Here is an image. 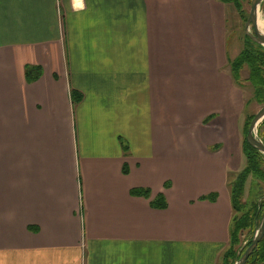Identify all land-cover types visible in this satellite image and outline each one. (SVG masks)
Listing matches in <instances>:
<instances>
[{
	"label": "crops",
	"instance_id": "1",
	"mask_svg": "<svg viewBox=\"0 0 264 264\" xmlns=\"http://www.w3.org/2000/svg\"><path fill=\"white\" fill-rule=\"evenodd\" d=\"M218 1L0 0V264H221L249 114Z\"/></svg>",
	"mask_w": 264,
	"mask_h": 264
},
{
	"label": "trees",
	"instance_id": "2",
	"mask_svg": "<svg viewBox=\"0 0 264 264\" xmlns=\"http://www.w3.org/2000/svg\"><path fill=\"white\" fill-rule=\"evenodd\" d=\"M219 1L223 3L233 2L239 14L243 15L244 22L246 21L242 3H239L240 1ZM230 62L231 75L237 85L241 84L242 68L247 67L248 76L246 77V81L253 88V99L257 104L264 105V47L243 35V46L239 54ZM37 70L40 71L39 68L33 70L35 79L39 75ZM27 71L28 76H30L32 70L27 68ZM76 95L74 93L73 100L78 102L80 95ZM253 117V114L247 115L244 121L242 140V152L245 158L244 165L238 172L231 173L228 177L232 217L229 226V243L221 255V264H234L239 260L249 246L264 213V194L260 195L258 191L256 199L249 198L250 194L248 197H245L248 178H251V182L253 181L256 187L264 182V155L257 149L251 147L246 140V133ZM257 136L264 143V119L257 129ZM124 147L126 148V146ZM253 190L254 187L252 188V192ZM131 193L134 195H142L146 198L150 195L148 189H134ZM215 197V195H210L202 197V199L214 200ZM245 264H264V237L248 257Z\"/></svg>",
	"mask_w": 264,
	"mask_h": 264
},
{
	"label": "rangeland",
	"instance_id": "3",
	"mask_svg": "<svg viewBox=\"0 0 264 264\" xmlns=\"http://www.w3.org/2000/svg\"><path fill=\"white\" fill-rule=\"evenodd\" d=\"M237 1L238 2L240 1L239 3H242L243 14L247 20L248 14L251 9V0H237ZM219 3L223 4V2L220 1L216 2L217 5ZM224 6H225V15H226V49H227L228 58L230 59V61H232L239 54V51L243 46V35H245V29H244L245 22L243 20V15L239 14L238 9L233 4V2H226L224 3ZM258 12H259V16H258L259 23L261 26L262 33H264V9L260 7ZM250 31H252V27H250ZM247 76H248V69L247 67H243L241 70V78H240L241 84L237 86L242 88L245 94L246 104H247L245 113L249 115L251 114L255 115L256 112L260 109L261 105L257 104L253 99L252 96L253 88L251 87L250 83L246 81ZM247 101L249 102L247 103ZM241 155L243 161L245 162L243 153ZM243 165L244 163H242V166ZM253 187L254 190L252 192ZM258 187L255 186V183L253 181L251 182V178H248L245 188V197H248V195L250 194L249 198L256 199V194L258 191L260 195L264 194V182L260 183Z\"/></svg>",
	"mask_w": 264,
	"mask_h": 264
},
{
	"label": "water",
	"instance_id": "4",
	"mask_svg": "<svg viewBox=\"0 0 264 264\" xmlns=\"http://www.w3.org/2000/svg\"><path fill=\"white\" fill-rule=\"evenodd\" d=\"M263 0H251V9L248 14L247 20L245 21L244 29L245 35L249 37L253 42L264 47V33L260 32L257 27V20L259 16V8L261 7ZM252 27V31H250ZM264 119V105L256 112L252 118L247 134L246 140L248 144L257 149L264 155V143L257 136V126ZM264 237V213L260 220L259 226L257 227L249 246L246 248L243 255L234 264H245L248 257L252 254L254 249L257 247L259 242Z\"/></svg>",
	"mask_w": 264,
	"mask_h": 264
},
{
	"label": "bare ground",
	"instance_id": "5",
	"mask_svg": "<svg viewBox=\"0 0 264 264\" xmlns=\"http://www.w3.org/2000/svg\"><path fill=\"white\" fill-rule=\"evenodd\" d=\"M257 27H258V30H260V32H262L261 26H260V23H259V17H258V20H257Z\"/></svg>",
	"mask_w": 264,
	"mask_h": 264
}]
</instances>
